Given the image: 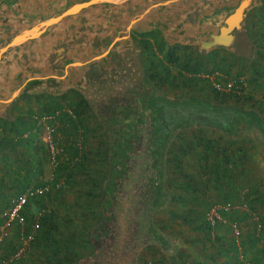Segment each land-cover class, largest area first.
I'll use <instances>...</instances> for the list:
<instances>
[{"label":"trees","instance_id":"trees-1","mask_svg":"<svg viewBox=\"0 0 264 264\" xmlns=\"http://www.w3.org/2000/svg\"><path fill=\"white\" fill-rule=\"evenodd\" d=\"M254 35L263 51L250 74L146 40L139 83L97 107L77 93L80 123L101 134L55 138L63 151L52 188L30 198L27 230L38 228L12 264H264V32ZM216 71L235 87L219 91L203 77ZM17 130L0 138V211L46 185L34 181L42 144ZM20 243L17 232L4 240L3 257Z\"/></svg>","mask_w":264,"mask_h":264},{"label":"crops","instance_id":"crops-1","mask_svg":"<svg viewBox=\"0 0 264 264\" xmlns=\"http://www.w3.org/2000/svg\"><path fill=\"white\" fill-rule=\"evenodd\" d=\"M244 1L0 0V138H18L17 128L25 129L22 138L34 134L44 161L43 174L34 181L53 184L58 162L48 138L56 159L63 150L55 138L93 136L80 123L73 98L77 93L88 98L95 82L110 86L109 96L135 84L125 80L139 83L147 66L144 41L159 42L165 51L178 47L179 53L202 56L205 62H237L236 74L241 66L250 71L263 51L258 49L263 39L254 34L264 32V1L248 0L240 27L225 34L219 29ZM218 39L221 46H214Z\"/></svg>","mask_w":264,"mask_h":264},{"label":"built area","instance_id":"built-area-1","mask_svg":"<svg viewBox=\"0 0 264 264\" xmlns=\"http://www.w3.org/2000/svg\"><path fill=\"white\" fill-rule=\"evenodd\" d=\"M203 77L208 78L214 88L219 91H229L235 87V79L230 78L228 80H224L226 77L220 71L210 74H203ZM50 148L52 150L53 161L56 162L55 154L57 151L54 143L51 141ZM50 188H52L51 185L29 188L25 193L14 200V202L8 208L0 211V246L4 240L10 238L11 230L16 226L19 227V236L21 240V244L17 250L7 258L3 257L2 251L0 249V264H12L22 258V256L25 254L28 245L34 238V233L38 228V223L34 224L30 230H27L28 225L24 211L31 197L42 195ZM38 215H40V213ZM208 218L212 222H214L216 218H220L217 208H213L208 213Z\"/></svg>","mask_w":264,"mask_h":264},{"label":"rangeland","instance_id":"rangeland-1","mask_svg":"<svg viewBox=\"0 0 264 264\" xmlns=\"http://www.w3.org/2000/svg\"><path fill=\"white\" fill-rule=\"evenodd\" d=\"M258 18H259V15H258ZM260 36V35H259ZM254 49V48H253ZM250 52H248V56H250V57H252V55H251V52H252V47H250ZM250 68V67H249ZM233 73V72H232ZM249 73H250V71H249ZM236 73H233V75H235ZM247 77H249V75L247 76ZM118 80H116V82H117ZM125 81H128V83H130V82H135L136 83V79L134 78V79H128V80H125ZM132 82V83H133ZM92 86V92H90L89 93V96H88V98H89V100L91 101V103H92V105H93V107H97L99 104H100V102H102V101H104L105 99L107 100L108 99V94H109V90H110V86H106V85H103V84H101V83H99V82H95L94 84L93 83H91V85L89 86V87H91ZM113 91V89L111 88V92ZM103 92H105V94H103ZM114 93H117V90H114ZM260 93H262V91H260ZM183 94H185V92L183 93ZM259 96V95H258ZM93 122H94V124H95V126H97V121H95L94 120V118H93ZM101 134V132H96V134H94L91 138H99V135ZM208 135H210V136H208L209 138H219L220 137V134H218V133H215V134H212V133H209ZM102 136V135H101ZM93 141H94V139H92ZM50 141H51V139L50 138H48V140H47V144H48V150L50 149ZM50 161H52V158H50V160L48 161H45L46 162V164H48L47 165V169H48V172H51L50 170H51V168H52V165H51V163H49ZM263 170H264V167H263ZM50 177V174H48L47 173V178H49ZM134 184H133V182L130 184V187H132ZM6 209V208H5ZM4 210V209H3ZM37 214H38V212H37ZM16 232H17V234H18V236H19V232H20V230H19V227H14L12 230H11V237L15 234L16 235ZM236 233H238V230H236ZM19 239H20V236H19ZM20 242H21V240H20ZM170 260H172V259H170ZM188 261V263H190V260H187Z\"/></svg>","mask_w":264,"mask_h":264},{"label":"water","instance_id":"water-1","mask_svg":"<svg viewBox=\"0 0 264 264\" xmlns=\"http://www.w3.org/2000/svg\"><path fill=\"white\" fill-rule=\"evenodd\" d=\"M243 3H241L235 10V13H233V15H230L221 25H220V31H223V33H227L228 31H231V29L235 26H241V21H239L240 18H242L247 10V6L248 3H245L244 5H242ZM215 38H217L216 36H214ZM231 40H229L230 42ZM218 41H214V46H221ZM230 46V45H228Z\"/></svg>","mask_w":264,"mask_h":264},{"label":"bare ground","instance_id":"bare-ground-1","mask_svg":"<svg viewBox=\"0 0 264 264\" xmlns=\"http://www.w3.org/2000/svg\"><path fill=\"white\" fill-rule=\"evenodd\" d=\"M245 3H249V1H244L242 5H244ZM239 21H241V18L239 19Z\"/></svg>","mask_w":264,"mask_h":264}]
</instances>
